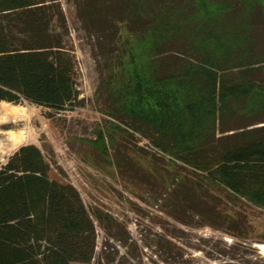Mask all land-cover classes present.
<instances>
[{
	"label": "trees",
	"instance_id": "1",
	"mask_svg": "<svg viewBox=\"0 0 264 264\" xmlns=\"http://www.w3.org/2000/svg\"><path fill=\"white\" fill-rule=\"evenodd\" d=\"M262 2L75 0L107 71L104 112L125 127L115 129L159 152L144 167L134 149L118 148L116 167L128 184L146 186L174 224L136 241L96 212L107 236L98 252L79 191L53 176L40 148L23 145L0 168V264H145V251L164 264H264L254 247L264 244V227L254 239L243 209L264 211V107L249 108L252 93L264 89ZM123 30L146 42L132 72ZM69 36L60 0H0V104L27 101L57 113L82 106ZM182 226L219 234L190 235Z\"/></svg>",
	"mask_w": 264,
	"mask_h": 264
},
{
	"label": "rangeland",
	"instance_id": "2",
	"mask_svg": "<svg viewBox=\"0 0 264 264\" xmlns=\"http://www.w3.org/2000/svg\"><path fill=\"white\" fill-rule=\"evenodd\" d=\"M60 3L67 18L70 32L69 46L72 47L76 60L77 87L84 104L74 110L68 109L57 113L27 101L21 104L1 103L0 168L21 146L33 144L40 148L45 159L53 166V176L72 184L79 191L96 224L99 252L100 245L107 236L96 219L94 214L96 212L107 213L124 224L136 241L141 238L142 231H159L160 225L165 222L172 225L174 222L160 211V205L153 201L146 186L139 184L138 181L133 185L128 184L129 179L117 169L115 158L118 148L134 149L132 155L144 167L155 163L151 158L153 152L158 151L141 135L135 133L132 137L127 136L121 130L114 128L119 122L112 120L104 112L106 95L101 82L105 80L107 71L104 64L99 62V58H95L97 55L95 42L78 21L75 0H60ZM262 4L264 5V2ZM145 45L146 42H139L125 30L122 31L121 48L127 50L124 57L127 72L135 69L133 59L138 61L137 65L140 64L138 57L140 61L145 60V57L140 58L141 47ZM2 105H6L9 111L26 109V120L20 117H8L1 109ZM260 107H264V89L255 90L249 99L250 110L256 111ZM119 125L125 128L122 124ZM20 130L26 132L28 140L13 145L11 134ZM164 158V163L171 164L169 156ZM167 167L169 173H175V166ZM243 207L256 228L257 235L254 239L262 238L264 211ZM182 228L190 235L219 234L208 228L201 230L186 226ZM258 245L260 243L256 242L254 247L258 248ZM123 253L124 249L119 248V255ZM195 256L206 260L202 253H196ZM144 261L145 264H164L159 262L150 251H145ZM212 264L220 263L212 262Z\"/></svg>",
	"mask_w": 264,
	"mask_h": 264
},
{
	"label": "bare ground",
	"instance_id": "3",
	"mask_svg": "<svg viewBox=\"0 0 264 264\" xmlns=\"http://www.w3.org/2000/svg\"><path fill=\"white\" fill-rule=\"evenodd\" d=\"M2 103H6V102H2ZM1 109L4 111L5 114L8 115V117L9 116L13 117V118L20 117L22 119H25L26 109H24V108L18 109V110L13 109V110L9 111V109L6 105H2ZM11 138L13 139V145L21 144V143L28 140L26 137V132L24 130H20V131L12 133ZM261 248H262V254H264V244L261 246Z\"/></svg>",
	"mask_w": 264,
	"mask_h": 264
},
{
	"label": "water",
	"instance_id": "4",
	"mask_svg": "<svg viewBox=\"0 0 264 264\" xmlns=\"http://www.w3.org/2000/svg\"><path fill=\"white\" fill-rule=\"evenodd\" d=\"M263 244H260V245H258V248H259V250L262 252V248H261V246H262Z\"/></svg>",
	"mask_w": 264,
	"mask_h": 264
}]
</instances>
